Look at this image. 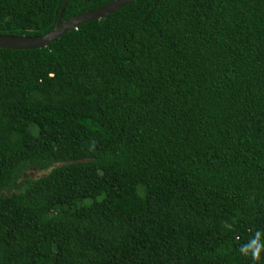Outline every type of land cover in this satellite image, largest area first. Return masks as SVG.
<instances>
[{
  "label": "trees",
  "instance_id": "trees-1",
  "mask_svg": "<svg viewBox=\"0 0 264 264\" xmlns=\"http://www.w3.org/2000/svg\"><path fill=\"white\" fill-rule=\"evenodd\" d=\"M62 2L0 0V35L49 32ZM257 230L264 0H134L0 49V264H253Z\"/></svg>",
  "mask_w": 264,
  "mask_h": 264
},
{
  "label": "water",
  "instance_id": "water-1",
  "mask_svg": "<svg viewBox=\"0 0 264 264\" xmlns=\"http://www.w3.org/2000/svg\"><path fill=\"white\" fill-rule=\"evenodd\" d=\"M134 0H114L95 10L84 12L74 18L61 22L60 15L66 0H63L60 11L54 27L47 33L34 37H15L0 35V49L7 50H32L46 47L48 44L55 42L64 33L76 29L79 25L99 20L107 15L112 14L122 6Z\"/></svg>",
  "mask_w": 264,
  "mask_h": 264
},
{
  "label": "clouds",
  "instance_id": "clouds-1",
  "mask_svg": "<svg viewBox=\"0 0 264 264\" xmlns=\"http://www.w3.org/2000/svg\"><path fill=\"white\" fill-rule=\"evenodd\" d=\"M238 251L242 256L250 258L253 264H259L261 254L264 253V231H255L246 242L239 246Z\"/></svg>",
  "mask_w": 264,
  "mask_h": 264
},
{
  "label": "rangeland",
  "instance_id": "rangeland-1",
  "mask_svg": "<svg viewBox=\"0 0 264 264\" xmlns=\"http://www.w3.org/2000/svg\"><path fill=\"white\" fill-rule=\"evenodd\" d=\"M43 174H44L43 171H36V170L30 169V170H28V171H26L24 173L23 178L36 179V178L40 177ZM49 255H51V254H49ZM47 264H50V262H48Z\"/></svg>",
  "mask_w": 264,
  "mask_h": 264
}]
</instances>
